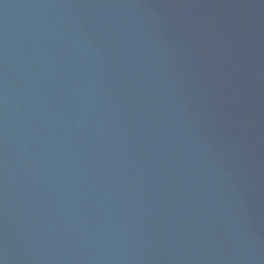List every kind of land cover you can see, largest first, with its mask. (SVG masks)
I'll use <instances>...</instances> for the list:
<instances>
[{"label":"water","instance_id":"95a60500","mask_svg":"<svg viewBox=\"0 0 264 264\" xmlns=\"http://www.w3.org/2000/svg\"><path fill=\"white\" fill-rule=\"evenodd\" d=\"M0 264H264V0H0Z\"/></svg>","mask_w":264,"mask_h":264}]
</instances>
